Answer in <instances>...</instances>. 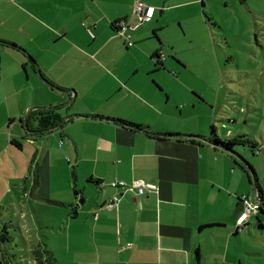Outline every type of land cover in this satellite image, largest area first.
<instances>
[{"label":"crops","instance_id":"crops-1","mask_svg":"<svg viewBox=\"0 0 264 264\" xmlns=\"http://www.w3.org/2000/svg\"><path fill=\"white\" fill-rule=\"evenodd\" d=\"M134 1L0 0V15H35L28 41L0 35V157L25 143L35 148L32 182L22 186L24 197L35 198L39 239L49 228L57 264H93L94 257L112 264V255L115 264H264V213L237 226L241 196L258 182L264 196L261 174L214 141L246 133L232 128L222 138L212 100L182 78L189 65L179 40H192L202 15L196 6L206 2L142 0L155 14L133 31L129 47L114 23L138 21ZM25 89L32 99L23 104ZM32 106L23 143L7 124ZM42 107L63 122L35 132ZM140 179L158 191L137 197L109 184ZM114 194L120 202L104 207Z\"/></svg>","mask_w":264,"mask_h":264},{"label":"rangeland","instance_id":"rangeland-1","mask_svg":"<svg viewBox=\"0 0 264 264\" xmlns=\"http://www.w3.org/2000/svg\"><path fill=\"white\" fill-rule=\"evenodd\" d=\"M205 2L196 6L202 15H198L199 21L192 23V40L189 41L188 36H181L179 40L182 46L180 59L189 65L182 78L185 82L192 80L193 86L204 91L212 100L214 109L210 110L211 118L222 138H229L226 132L232 128L235 130L233 135L247 134L243 141L235 142L233 154L241 162L246 159L256 167L264 186V0ZM32 16L34 18L28 15H0V35L28 41L35 33V15ZM196 81L199 85L193 83ZM180 91L186 90L183 87ZM31 93V90H24L23 104L32 99ZM11 110L20 111V108L12 107ZM32 111L33 106L22 113L23 119L19 117L14 121L16 125L7 124V134L18 136L24 143L20 132L27 129L25 119ZM6 122H10L9 118ZM254 143L257 145L253 147ZM1 156L0 198L5 195L0 209V262L33 264V249L40 240L35 227V198L30 194L24 197L22 184L32 182L29 172L35 170V148L25 143L23 150L12 153L7 149ZM8 160L10 162H6ZM28 160L34 162L31 169L28 168ZM259 188L260 184L256 183L255 189ZM127 189H131L130 186H125L124 191H129ZM9 220L11 222L7 226L11 238L5 234V223ZM40 232L46 242L50 229L42 228ZM59 246L64 247L66 243L62 241ZM92 261L93 264H108L95 257ZM109 261L115 264L113 255Z\"/></svg>","mask_w":264,"mask_h":264},{"label":"built area","instance_id":"built-area-1","mask_svg":"<svg viewBox=\"0 0 264 264\" xmlns=\"http://www.w3.org/2000/svg\"><path fill=\"white\" fill-rule=\"evenodd\" d=\"M155 9L153 6L146 5L142 0H135L133 3V13L138 16V21L136 23L132 22L130 18H125L119 21L116 24V31L117 34L124 38L129 46L133 45V41L131 40V32L135 30L141 23L145 22L146 20H150L154 15ZM112 186L116 187H123L130 186L131 189L136 193L137 197L140 196L146 189L156 190L158 189L157 185L154 183H150L144 181L142 179L133 181L132 183H127L126 181H113L111 183ZM121 200V196L118 194L113 195L109 201L105 204V207L108 209L113 208L117 205ZM242 201L244 203V211L241 216L238 218L237 223L241 224L245 221L250 215L257 214L261 210V206L259 202H255L252 199L251 195L244 194L242 195ZM128 246H131L129 244Z\"/></svg>","mask_w":264,"mask_h":264},{"label":"trees","instance_id":"trees-1","mask_svg":"<svg viewBox=\"0 0 264 264\" xmlns=\"http://www.w3.org/2000/svg\"><path fill=\"white\" fill-rule=\"evenodd\" d=\"M133 31L131 32V35H132ZM131 40H132V37H131ZM134 44H135V42L133 41V45ZM132 46H129V47H132ZM38 114H39V125H40V127H39V130H36L35 132H42V131H45V130H50L52 127L56 126L57 124L60 125L63 122V119L57 113H55L54 110H52L50 108H45V109L41 108L38 111ZM125 123L128 124L126 121H125ZM130 125L136 126V127L140 128V129L143 128L140 124H130ZM246 135L247 134L238 135V136H235L233 138L226 139V140H222V139L216 137L214 139V141L218 145H222L225 148L232 149L236 145L235 142L236 141H243L242 139ZM256 145H257V143L256 144L255 143L252 144L253 147L256 146ZM150 183H153V182H150ZM258 184H260V183L258 182ZM157 187H158V185H157ZM156 191H158V190L157 189L156 190L146 189L138 197H142V196H144V195H146L148 193H151V192L152 193H156ZM259 192H260V194L262 196L261 185H260V188H259ZM135 195H136V193H135ZM261 226H264V225L261 224ZM129 244H131V243H127V245H124V247L125 248L129 247L128 246ZM33 250H34V254H35V256L33 257V259L35 260V264H57V261H56V258L54 256L53 252L50 250V248L48 247L47 243L44 242L42 239L38 240V242H37V244H36V246H35V248ZM197 255L199 256L198 251H197ZM0 264H3V263L0 262Z\"/></svg>","mask_w":264,"mask_h":264},{"label":"clouds","instance_id":"clouds-1","mask_svg":"<svg viewBox=\"0 0 264 264\" xmlns=\"http://www.w3.org/2000/svg\"><path fill=\"white\" fill-rule=\"evenodd\" d=\"M144 2V1H143ZM134 3V2H133ZM145 3V2H144ZM146 4V3H145ZM146 5H148V4H146ZM148 6H152V5H148ZM154 7V6H153ZM154 9H155V7H154ZM134 14V13H133ZM154 14H155V12H154ZM153 17H154V15H153ZM152 17V18H153ZM125 18H130L131 19V17H125ZM125 18H123V19H125ZM152 18L150 19V20H152ZM123 19H121V20H123ZM121 20H118V21H116L115 23H114V25H115V30H116V24L119 22V21H121ZM150 20H146L145 22H147V21H150ZM144 23V22H143ZM142 24V23H141ZM140 24V25H141ZM89 33L91 34V36H93L94 37V35L92 34V31H89ZM116 34H117V31H116ZM118 35V34H117ZM118 36H120V35H118ZM121 37V36H120ZM124 39V38H123ZM125 40V39H124ZM127 44H128V42H127ZM159 54L161 55V57L162 58H164L165 57V55H164V53L162 52H159ZM61 144H62V141H61ZM220 146V145H219ZM221 147H224V146H221ZM225 148V147H224ZM232 149H234V147L232 148ZM255 178V177H254ZM113 182V181H112ZM111 182V183H112ZM111 183H109L110 185H111ZM112 186V185H111ZM114 187V186H113ZM115 195V194H114ZM244 195V194H243ZM247 195H249V194H247ZM250 195L252 196V199L256 202H259L260 203V206H261V210H260V212L259 213H257V214H252V215H260L261 213H264V196L262 195L261 196V194H260V192H259V190H255L254 191V193H250ZM256 195H258L259 197H260V200H258L257 198H256ZM137 196V195H136ZM255 196V197H254ZM241 200H242V196H241ZM109 201V200H108ZM107 201V202H108ZM106 202V203H107ZM105 203V204H106ZM104 207H105V205H104ZM244 208H245V206H244ZM243 213V212H242ZM241 216V215H240ZM251 216V215H250ZM249 216V217H250ZM248 217V218H249ZM247 218V219H248ZM247 219L245 220V221H247ZM238 220V219H237ZM245 221H243L241 224H243ZM241 224H238L237 223V226H240Z\"/></svg>","mask_w":264,"mask_h":264},{"label":"water","instance_id":"water-1","mask_svg":"<svg viewBox=\"0 0 264 264\" xmlns=\"http://www.w3.org/2000/svg\"><path fill=\"white\" fill-rule=\"evenodd\" d=\"M0 42H2V41H0ZM23 51H25L26 52V50H24V49H22ZM30 57V56H29ZM31 59H32V62H34L35 63V60L32 58V57H30ZM48 84H50L51 86H53V87H55L56 89H59V90H62V89H60L59 87H57L56 85H54V84H52V83H50L48 80H45ZM62 91H64V90H62ZM67 92V91H66ZM42 108H44L45 109V107H42ZM76 115H74V116H69L70 118H72V117H75ZM25 121L27 122V118L25 119ZM27 125V124H26ZM31 131V130H30ZM33 132V131H32ZM162 136H173V134H169V135H162ZM177 136H183V137H186V136H189V135H184V134H178ZM190 136H192V135H190ZM195 137H198V138H200V139H203V140H206L204 137H201V136H195ZM225 149H229V148H225ZM228 151H230L232 154H233V149H231V150H228ZM234 155V154H233ZM243 162H245V164H248V162L244 159V161ZM254 179V178H253ZM256 198L258 199V200H260V197L258 196V195H256Z\"/></svg>","mask_w":264,"mask_h":264}]
</instances>
